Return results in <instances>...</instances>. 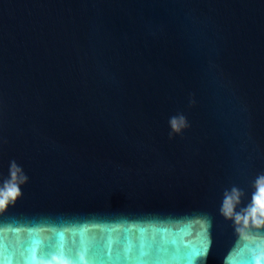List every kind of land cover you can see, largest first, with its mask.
Listing matches in <instances>:
<instances>
[{
  "label": "water",
  "instance_id": "water-1",
  "mask_svg": "<svg viewBox=\"0 0 264 264\" xmlns=\"http://www.w3.org/2000/svg\"><path fill=\"white\" fill-rule=\"evenodd\" d=\"M262 188L264 0H0V264H264Z\"/></svg>",
  "mask_w": 264,
  "mask_h": 264
},
{
  "label": "snow or ice",
  "instance_id": "snow-or-ice-1",
  "mask_svg": "<svg viewBox=\"0 0 264 264\" xmlns=\"http://www.w3.org/2000/svg\"><path fill=\"white\" fill-rule=\"evenodd\" d=\"M261 192H264V188L260 189ZM261 207L264 208V202L261 203ZM203 251V250H202ZM202 251H201V254H202Z\"/></svg>",
  "mask_w": 264,
  "mask_h": 264
}]
</instances>
